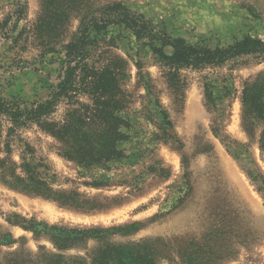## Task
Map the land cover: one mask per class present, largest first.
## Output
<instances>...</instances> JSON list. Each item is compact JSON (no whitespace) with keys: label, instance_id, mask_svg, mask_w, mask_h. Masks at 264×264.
<instances>
[{"label":"rangeland","instance_id":"obj_1","mask_svg":"<svg viewBox=\"0 0 264 264\" xmlns=\"http://www.w3.org/2000/svg\"><path fill=\"white\" fill-rule=\"evenodd\" d=\"M41 2L21 0L23 19L13 18L0 32V93L22 105L49 95L64 57L61 49L44 56L35 44L25 51L20 50L22 43H14L37 22ZM116 3L144 16L160 33L190 45L215 49L246 37L264 42V0H79L83 11L73 14L58 33L70 41L83 18H101ZM16 9V0H0V22ZM102 37L111 39L110 50L130 65L125 88L131 104L123 113L131 125L126 131L130 138L121 144L125 158L108 169L80 168L58 155L52 138L31 130L22 137L37 149V156L47 159L55 189L76 191L104 209L77 211L0 184L1 261L18 253H44L92 264L96 253L106 251L120 253L128 262L147 255L153 264H264V199L257 190L261 182L252 178H264V123L253 120L250 133L242 125L244 83L264 80V56L240 57L202 74L185 72L189 86L184 103L177 105L150 47L125 27L110 26ZM164 51L172 53L169 47ZM207 75L213 81L215 107L205 99L202 77ZM146 85L154 87L153 93ZM161 111L169 116L174 139L165 138ZM19 148L14 145L16 161ZM95 182L104 185L86 184ZM33 222L48 226L47 232L23 228ZM53 228L105 232L62 242ZM55 242L71 246L59 250Z\"/></svg>","mask_w":264,"mask_h":264},{"label":"trees","instance_id":"obj_2","mask_svg":"<svg viewBox=\"0 0 264 264\" xmlns=\"http://www.w3.org/2000/svg\"><path fill=\"white\" fill-rule=\"evenodd\" d=\"M78 4L79 0H42V11L37 22L32 28L23 29L14 39L16 45L23 44L20 50L26 51L30 44H35L41 55H55L61 49L64 57L60 61L58 83L45 99L22 105L8 101L0 93V184L11 191L42 197L61 207L96 212L104 207L86 200L76 191L55 189V175L51 174L47 159L37 156V149L22 137V133L31 130L52 138L57 144L58 155L80 168L108 169L111 163L125 158L121 144L130 138L126 131L131 125L123 117L131 104V96L125 88L130 65L126 59L110 50L108 43L111 39L102 37L109 27H125L138 41L152 49L159 59L163 82L177 105L184 103L189 86L185 72L202 74L207 69L225 67L240 57H262L264 42L246 37L235 44L215 49L190 45L183 39H172L166 33H160L144 16L133 13L121 3L108 5L101 18H83L78 32L66 42L58 32L73 14L79 15L83 11ZM16 6L14 14L0 22V32L9 26L13 18H17V21L23 19L26 7L21 0H16ZM7 34L3 33V37L7 38ZM167 47L172 49L171 54L165 53ZM138 76L141 83L144 79L141 71ZM202 80L205 99L210 107H215L213 81L208 75L203 76ZM146 86L153 93L154 87ZM242 103V125L250 133L255 126L253 120L264 123V80L258 78L244 83ZM156 105L160 108L159 99H156ZM161 116L166 126L163 127L165 138L174 139L176 135L172 134L173 125L168 114L161 111ZM18 143L20 154L19 161H16L14 145ZM252 178L254 182H261L257 190L264 199V178L253 175ZM86 184L95 188L104 185L98 182ZM41 226L33 222L30 227L23 228L36 230V234L47 232L48 226ZM53 230L58 231L62 242H71L92 232H105L64 228ZM115 230L118 229H112ZM55 245L59 250L71 246L57 242ZM95 255L92 264H108L110 261L118 264H153L147 255L129 257L132 260L137 258L136 262L124 260L120 253L110 255L106 251H99ZM0 264L90 263L84 258L68 259L63 255L44 253L35 257L18 253L1 261L0 252Z\"/></svg>","mask_w":264,"mask_h":264}]
</instances>
